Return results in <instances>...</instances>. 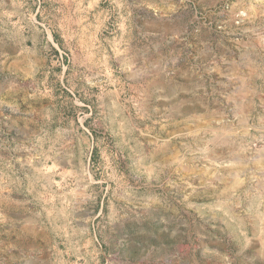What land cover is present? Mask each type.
<instances>
[{
  "label": "rangeland",
  "instance_id": "rangeland-1",
  "mask_svg": "<svg viewBox=\"0 0 264 264\" xmlns=\"http://www.w3.org/2000/svg\"><path fill=\"white\" fill-rule=\"evenodd\" d=\"M0 264H264V0H0Z\"/></svg>",
  "mask_w": 264,
  "mask_h": 264
}]
</instances>
